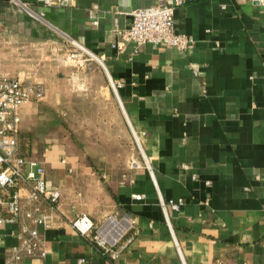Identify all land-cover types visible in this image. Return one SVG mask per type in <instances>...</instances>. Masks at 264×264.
I'll return each instance as SVG.
<instances>
[{"label":"crops","instance_id":"obj_1","mask_svg":"<svg viewBox=\"0 0 264 264\" xmlns=\"http://www.w3.org/2000/svg\"><path fill=\"white\" fill-rule=\"evenodd\" d=\"M20 1L36 13L39 38L66 36L91 51L105 80L100 115L85 109L77 124L104 128L92 152L52 142L29 154L43 160L47 184L59 189L43 230L42 264H180V257L184 264H264V0H180L173 29L192 38L184 49L135 45L117 34L131 10L158 0ZM9 2L0 0V17ZM108 77L120 83L117 98ZM61 101L62 112L76 104ZM130 128L142 132L151 174L139 150L130 151L138 166L117 162L125 142L134 148ZM157 191L183 201L166 210L172 235ZM79 212L95 221L131 214V240L110 258L70 226ZM15 231L14 223H0V264Z\"/></svg>","mask_w":264,"mask_h":264},{"label":"built area","instance_id":"obj_2","mask_svg":"<svg viewBox=\"0 0 264 264\" xmlns=\"http://www.w3.org/2000/svg\"><path fill=\"white\" fill-rule=\"evenodd\" d=\"M9 1L36 15L25 2ZM35 1L51 7L60 3V0ZM179 1L158 0L131 10L130 21L125 27L116 29L117 34L135 45L148 42L178 49L190 47L192 38L173 29L174 4ZM86 52L92 53L89 50ZM97 60L103 67L98 57ZM108 82L117 98L119 81L108 77ZM43 94L44 86L38 81L0 73V223L11 222L16 226V241L4 248L3 264H26V260H31L29 264H42L45 255L43 230L50 225V210L56 208L59 199V189L46 182L43 160L22 152L19 145V108L32 100L40 99ZM130 133L143 164L150 172L140 148L142 132L137 133L130 128ZM138 165L137 159L130 160V166ZM182 167L187 165L182 164ZM141 197L142 194L133 195L134 199ZM157 203L172 235L166 210H178L183 201L180 197L165 199L157 191ZM134 221V217L127 212H111L97 221L85 212H79L69 220V224L103 254L115 258L131 240L130 230L134 227ZM179 259L180 264H184L181 257ZM82 261V257L77 259V263Z\"/></svg>","mask_w":264,"mask_h":264},{"label":"rangeland","instance_id":"obj_3","mask_svg":"<svg viewBox=\"0 0 264 264\" xmlns=\"http://www.w3.org/2000/svg\"><path fill=\"white\" fill-rule=\"evenodd\" d=\"M5 10L0 17L6 26L5 35L0 38V73L38 81L44 86L40 99L25 104L26 117L18 136L21 151L37 154L55 142L70 151L92 152L98 144L94 137H100L104 128L77 124L85 109L92 116L100 115L95 110L104 80L101 64L66 36L39 38L33 30L37 16L26 8L9 2ZM62 96L76 102L70 112H62ZM130 141H124L119 164H129L130 151L136 154L138 150L135 144L130 148Z\"/></svg>","mask_w":264,"mask_h":264},{"label":"bare ground","instance_id":"obj_4","mask_svg":"<svg viewBox=\"0 0 264 264\" xmlns=\"http://www.w3.org/2000/svg\"><path fill=\"white\" fill-rule=\"evenodd\" d=\"M74 43H76V42H74ZM76 45L77 46H79L80 48H82L83 50H86V51H88L86 48H84V47H82L81 45H79L78 43H76ZM94 58H96L97 59V57L93 54V53H90Z\"/></svg>","mask_w":264,"mask_h":264}]
</instances>
